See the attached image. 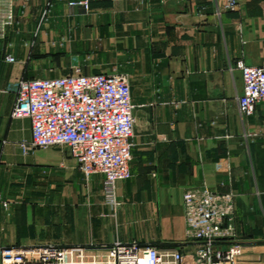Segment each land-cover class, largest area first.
I'll return each mask as SVG.
<instances>
[{"label": "crops", "instance_id": "1", "mask_svg": "<svg viewBox=\"0 0 264 264\" xmlns=\"http://www.w3.org/2000/svg\"><path fill=\"white\" fill-rule=\"evenodd\" d=\"M218 3L221 13L211 0H0V264L4 249L45 245L193 252L184 193L196 186L235 194L236 237L221 244L241 248L237 264H264V103L241 115L238 67L264 65V0ZM77 67L131 79L132 176L117 184L119 205L68 147L21 146L32 121L12 116L19 81Z\"/></svg>", "mask_w": 264, "mask_h": 264}, {"label": "built area", "instance_id": "2", "mask_svg": "<svg viewBox=\"0 0 264 264\" xmlns=\"http://www.w3.org/2000/svg\"><path fill=\"white\" fill-rule=\"evenodd\" d=\"M211 1L221 13L218 0ZM225 1L231 8L244 0ZM83 4L87 6L86 1ZM13 17L10 4L3 26L11 24ZM6 59L15 61L12 54ZM238 67L244 78L239 110L241 115L251 116L264 103V65L239 61ZM134 110L128 74H84L77 67L74 73L55 78L21 79L12 116L32 121V140L21 144L25 153L33 148L68 147L87 179L103 175L107 202L119 205L117 184L132 176ZM184 211L187 233L199 242L190 253L162 251L137 241H117L101 250L45 245L4 249L1 264H236L241 248L221 244L236 237L235 194L191 187L184 193Z\"/></svg>", "mask_w": 264, "mask_h": 264}, {"label": "rangeland", "instance_id": "3", "mask_svg": "<svg viewBox=\"0 0 264 264\" xmlns=\"http://www.w3.org/2000/svg\"><path fill=\"white\" fill-rule=\"evenodd\" d=\"M256 245L259 247V249H257V250H260V249H261L260 251L264 250V241H262V242H257ZM243 250H246V249H243ZM257 250H256V251H257ZM246 251H247V250H246ZM261 254H264V252L261 253ZM263 256H264V255H260V258H259V259L262 260V259H263ZM259 259H258V260H259ZM236 264H237V263H236Z\"/></svg>", "mask_w": 264, "mask_h": 264}]
</instances>
